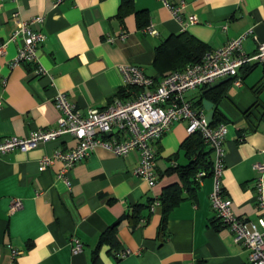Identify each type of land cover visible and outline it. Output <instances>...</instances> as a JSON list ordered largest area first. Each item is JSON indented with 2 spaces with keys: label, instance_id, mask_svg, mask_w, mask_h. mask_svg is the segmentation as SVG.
<instances>
[{
  "label": "crops",
  "instance_id": "crops-1",
  "mask_svg": "<svg viewBox=\"0 0 264 264\" xmlns=\"http://www.w3.org/2000/svg\"><path fill=\"white\" fill-rule=\"evenodd\" d=\"M167 2H182L181 19L194 16L195 21L179 23L160 0H0V139L54 128L56 92L64 93L82 115L115 100H129L137 90L122 83L118 67L132 64L153 77L154 47L168 36L189 35L205 52L248 31L240 43L243 53L252 54L256 43L264 42V0ZM16 6L22 20L42 18L32 28L44 35L36 57L45 75H35L25 63L10 66L20 45L19 37L10 39ZM148 24L155 35L143 31ZM121 33L125 38L118 40ZM236 75L239 85L230 79L218 84H224V92L216 105V124L226 125L219 181L232 213L255 220L257 172L252 166L264 165V62L242 64ZM201 91L188 90L183 97L206 114L197 104ZM184 125L172 123L153 141L152 186L132 174L136 151L117 156L95 147L64 172L68 187L57 177L58 160L38 170L41 157L76 144L69 135L1 154L0 264H248L247 250L233 242L210 207L211 176L199 179L192 194L181 188V200L169 211L161 232L159 204L151 210L141 208L135 219L130 216L135 205L153 201L170 184H180L167 168L188 162L179 147L187 136ZM262 179L264 185V172ZM15 198L22 206L9 211ZM113 222L116 247L101 245L92 257L99 235ZM75 238L81 244L78 252L71 250ZM9 248L19 250L13 259Z\"/></svg>",
  "mask_w": 264,
  "mask_h": 264
},
{
  "label": "built area",
  "instance_id": "built-area-1",
  "mask_svg": "<svg viewBox=\"0 0 264 264\" xmlns=\"http://www.w3.org/2000/svg\"><path fill=\"white\" fill-rule=\"evenodd\" d=\"M15 3L17 0H11ZM168 9L171 16L181 24L193 23L194 16L181 19V11L184 4L171 6L167 0H160ZM15 23V30L10 39L20 38V45L10 66L25 63L32 66L35 75H45V69L39 64L36 57V47L44 40V35L32 28L33 23L42 20L35 16L29 20H22L18 7L11 13ZM143 31L149 35H155L152 24H148ZM244 32L228 40L221 47L202 54L196 62L188 63L182 68L170 71L157 80L145 75L140 68L132 64H124L118 67L122 83L125 86L135 87L132 97L126 101L115 100L103 109H88L82 115L76 107L69 102L64 93L56 92L53 96V106L58 112L55 127L52 129H35L25 137L11 136L0 139V155L12 149L26 151L33 148L37 142L54 140L62 135H69L76 140V144L66 151H55L41 157L38 161V170H42L53 160L61 163L57 174L68 187L69 182L64 172L76 161L86 157L95 147H102L114 155L123 156L129 151L138 153V162L132 170V174L152 186L156 179L155 153L152 147L153 141L160 138L168 131L170 125L177 121L184 122L186 134L198 132L205 144L213 154L210 176L212 189L209 193V203L220 225L226 227L231 233L235 244L244 247L248 252V264H264V185L262 174L264 165L255 163L252 168L257 172L254 179L255 206L259 214L255 220L243 219L235 216L230 208V199L226 197L220 185V176L223 172V141L226 133V125L218 123L214 126L205 118L204 111L193 107L183 95L186 91L195 88L206 89L222 78L231 77L234 85L240 84L236 75L237 68L245 63L264 62V42H257L252 54L241 51L240 43L248 35ZM125 34L117 36L123 40ZM107 42L113 38L106 37ZM3 45H0V52ZM199 180L205 176L204 171L195 174ZM154 199L149 209L158 205ZM22 206L20 199H12L9 211L19 209ZM81 249L80 242L72 240V252ZM10 257L13 259L19 254V250L9 248ZM121 255H124L122 253Z\"/></svg>",
  "mask_w": 264,
  "mask_h": 264
},
{
  "label": "trees",
  "instance_id": "trees-1",
  "mask_svg": "<svg viewBox=\"0 0 264 264\" xmlns=\"http://www.w3.org/2000/svg\"><path fill=\"white\" fill-rule=\"evenodd\" d=\"M203 53H205L203 46L189 35L180 34L178 36H168L154 47V59L152 65L155 68V74L152 75V78L157 80L158 77L164 75L163 73L165 71L171 69L175 70L179 66L181 68V65L184 63L196 62L200 59ZM128 88L133 87L128 86ZM223 92L224 84L202 89L197 104L201 107L202 99H206L210 101L215 108L222 98ZM217 114H219V112L217 109H214L213 116L209 121L211 126L216 125L218 122L219 119ZM179 147L183 151L188 162L185 165H175L167 168L168 172H174L177 174L180 184L174 183L164 187L156 198L159 202L160 209L158 225V230L160 232L164 228V223L169 211L181 200V188H184L186 192L192 194L193 189H195L198 183V179L195 176L196 172L204 171L205 176H210L211 173V149L205 144L202 136L197 131L187 134V136L181 141ZM151 202L152 200H149L146 204L135 205L130 216L134 219L137 218L136 213L141 208H149ZM116 224L117 222H113L99 235L92 257L96 256L97 249L101 245H108L109 248L116 247Z\"/></svg>",
  "mask_w": 264,
  "mask_h": 264
},
{
  "label": "water",
  "instance_id": "water-1",
  "mask_svg": "<svg viewBox=\"0 0 264 264\" xmlns=\"http://www.w3.org/2000/svg\"><path fill=\"white\" fill-rule=\"evenodd\" d=\"M229 79H231V77L222 78L219 81L214 82L212 84V86H216V85H218V84H220V83H222V82H224L226 80H229ZM201 103H202V106H203L204 110L206 111L205 118H206L207 121H210L212 116H213L214 109H216V107L214 108L213 104L210 101L206 100V99H202Z\"/></svg>",
  "mask_w": 264,
  "mask_h": 264
}]
</instances>
